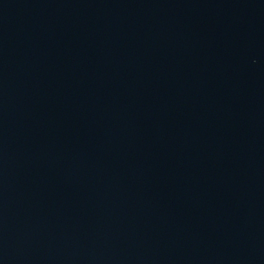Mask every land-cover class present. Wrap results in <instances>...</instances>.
Segmentation results:
<instances>
[{"label": "water", "instance_id": "water-1", "mask_svg": "<svg viewBox=\"0 0 264 264\" xmlns=\"http://www.w3.org/2000/svg\"><path fill=\"white\" fill-rule=\"evenodd\" d=\"M264 0H0V264H245Z\"/></svg>", "mask_w": 264, "mask_h": 264}]
</instances>
